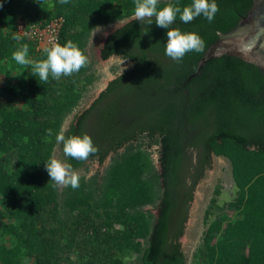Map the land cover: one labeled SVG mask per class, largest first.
I'll return each mask as SVG.
<instances>
[{"label":"trees","instance_id":"16d2710c","mask_svg":"<svg viewBox=\"0 0 264 264\" xmlns=\"http://www.w3.org/2000/svg\"><path fill=\"white\" fill-rule=\"evenodd\" d=\"M34 1L0 0V63L10 59L27 77L19 91L0 86V99L22 102L0 108V264H187L181 239L213 155L231 162L237 198L229 205L239 215L209 225L201 262L264 264V72L222 56L188 81L206 50L247 16L255 0H216L219 11L211 22L201 15L183 23L177 14L171 27L195 32L205 43L202 52L190 51L180 62L165 55L168 29L133 18L135 0H51L54 14L45 20L65 18L59 44L71 40L87 57L97 27L129 19L106 36L99 59L121 57L131 68L110 81L67 130L66 118L95 80L93 64L88 57L79 72L59 81L50 75L44 83L30 66L16 63L12 54L23 44L33 61L46 58L13 40L19 17L39 21ZM191 3L158 0L157 9ZM61 130L65 138L87 133L98 153L86 161L65 156L56 141ZM154 145L159 167L150 153ZM56 147L74 170L88 160L103 165L112 159L103 172L81 176L78 188L60 189L45 169ZM12 151L16 163L10 170L2 158Z\"/></svg>","mask_w":264,"mask_h":264},{"label":"rangeland","instance_id":"374dc122","mask_svg":"<svg viewBox=\"0 0 264 264\" xmlns=\"http://www.w3.org/2000/svg\"><path fill=\"white\" fill-rule=\"evenodd\" d=\"M33 9V11L40 14V17L35 16L36 21L45 20L47 19V16H52L54 14L51 0H35ZM134 17L135 16H133V18ZM128 20L129 19L115 22L107 26H100L92 32L87 46V53L90 62L93 64L95 80L83 92V98L79 105L66 118L63 130H67L75 116L93 103L99 94L107 87L110 81L131 68L132 62L121 57L113 56L108 60L99 59V49L106 36ZM20 92L22 95V91ZM12 100L2 101L1 104L12 106V102L16 101L15 99L14 101ZM150 153L156 166L159 167V146L154 145L151 148ZM0 156L2 157L1 153ZM53 156L62 162H66L59 147H56ZM111 159L112 155L108 157L103 165L99 164L97 161L88 160L84 167L75 171L78 172L80 177H90L98 172H103L110 164ZM2 160L8 169H13L16 163L15 151L4 155ZM59 188L63 189L64 187ZM217 188L220 189V194L215 196ZM213 198H216L217 200L215 205H212L211 203ZM236 198L237 187L232 176L231 162L225 157L213 155L212 168L206 171L205 177L200 181L195 190L194 200L189 212V220L186 224L185 235L181 239L183 250L187 257V264H202L200 250L204 245L205 233L213 221L221 218L225 220L226 224L228 221H233L238 217L239 212L237 209L229 205L231 202H234ZM208 211L210 212L209 217L206 218ZM3 240V235L0 233V243ZM135 258L136 257H133L131 261H134Z\"/></svg>","mask_w":264,"mask_h":264},{"label":"clouds","instance_id":"9594fccd","mask_svg":"<svg viewBox=\"0 0 264 264\" xmlns=\"http://www.w3.org/2000/svg\"><path fill=\"white\" fill-rule=\"evenodd\" d=\"M61 4L69 3V0H60ZM158 0H135L134 16L137 21L146 25L155 24L167 31V42L165 44V55L176 62H180L190 51L202 52L205 47L204 40L195 32L183 33L178 28H172L177 14L183 23H190L195 18L203 16L209 22L214 19L219 11L216 0H192L188 6L177 7L169 4L162 9H157ZM3 4H0V8ZM154 18V19H153ZM149 28L143 32L147 34ZM13 40H21L20 35H13ZM29 47L23 44L13 52L12 58L21 66L31 67L32 75L38 76L39 81L47 83L49 76L57 81L61 76H71L81 68L88 65V57L73 41L69 40L61 46L53 42L51 47L45 48L46 58L33 61L28 58ZM38 97V96H37ZM51 136V129L47 130ZM57 143H63V153L67 157L76 160L86 161L90 155L98 153L99 149L94 145L93 140L87 133L82 136L74 135L65 138L63 130L56 136ZM45 169L53 181V187H68L76 189L80 186V175L71 164L62 162L55 156L45 163Z\"/></svg>","mask_w":264,"mask_h":264},{"label":"water","instance_id":"95a60500","mask_svg":"<svg viewBox=\"0 0 264 264\" xmlns=\"http://www.w3.org/2000/svg\"><path fill=\"white\" fill-rule=\"evenodd\" d=\"M233 56L254 64L264 72V0H255V6L229 33L220 35L204 53L188 81L200 74L212 60Z\"/></svg>","mask_w":264,"mask_h":264},{"label":"built area","instance_id":"2783aa9c","mask_svg":"<svg viewBox=\"0 0 264 264\" xmlns=\"http://www.w3.org/2000/svg\"><path fill=\"white\" fill-rule=\"evenodd\" d=\"M65 23L64 16H55L50 20L30 22L19 19L16 23L13 35H20L21 40L29 43L37 53L45 52L53 42H60L61 31Z\"/></svg>","mask_w":264,"mask_h":264},{"label":"crops","instance_id":"0c3cea01","mask_svg":"<svg viewBox=\"0 0 264 264\" xmlns=\"http://www.w3.org/2000/svg\"><path fill=\"white\" fill-rule=\"evenodd\" d=\"M19 19H26V18L19 17L17 21ZM30 50L28 51V58L33 60V53H31ZM14 65L15 63L12 62L10 59H6L2 63H0V86L7 88H16V91H19L18 89L19 85L23 84L25 81L27 82V77L25 80V73H23V71L21 70L14 69L13 67ZM26 82L24 84H26ZM18 99H16L17 102L16 101L13 102L14 103L13 105L15 106L22 105V102H19L21 100ZM2 101H7V99L3 98L0 100V108L3 107V105L1 104Z\"/></svg>","mask_w":264,"mask_h":264},{"label":"flooded vegetation","instance_id":"af4514ba","mask_svg":"<svg viewBox=\"0 0 264 264\" xmlns=\"http://www.w3.org/2000/svg\"><path fill=\"white\" fill-rule=\"evenodd\" d=\"M183 238V237H182Z\"/></svg>","mask_w":264,"mask_h":264}]
</instances>
